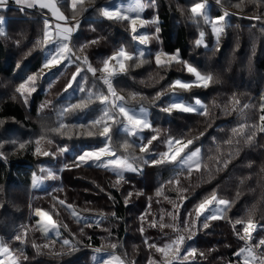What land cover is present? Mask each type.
Instances as JSON below:
<instances>
[{"label":"trees","instance_id":"16d2710c","mask_svg":"<svg viewBox=\"0 0 264 264\" xmlns=\"http://www.w3.org/2000/svg\"><path fill=\"white\" fill-rule=\"evenodd\" d=\"M98 1L101 2L102 0ZM189 1L190 0H178V6ZM231 1L237 2L236 0ZM99 4L100 3H98L97 5L99 6ZM189 5L192 6V2ZM66 7H68L67 4L63 5L61 10L69 18L68 22H70V24H73L74 21H71L69 16L71 10L68 11L69 13L63 10ZM83 7L85 8V6ZM90 9H87V11ZM90 11H93L95 13L93 15L96 17L97 21L94 23H91V21L90 23H80L79 29L73 35L72 46L74 44L75 47H78L79 49L81 45L86 43V33L84 31L85 26L90 25L91 27H93V24H96V27L93 28L98 33H100V24L106 25V28L109 29V27H107L108 20L102 19L98 16V9L96 10L97 14L93 9H91ZM2 13L6 18V36L0 37V120L5 121L6 126H9L7 129L5 128V131L7 133L10 132L11 134H18V136L15 138L16 140H14V145H10V147L5 146L4 149H2V152L0 151V190L4 192L6 201L8 199L10 204H12L11 209H13V206L18 202L16 200L14 192H16L17 190H22L24 193L23 195L25 197V201H22L21 204L25 203L32 210L41 209L44 211H52V206H50L51 204L56 207L65 209V207L59 204V201L63 200L67 205H72L81 213L86 211L87 214H90L91 212L95 211V215H98L99 213H106L108 208L111 207L112 203L114 213L112 216L106 215L108 223L114 226V229H111V243L109 241H105L102 235L96 233V230H98L100 226L91 227L90 225L93 223H90L89 221L77 223L75 220V222L79 226L85 228V234L82 235V239H80L78 242L82 249H84L82 250L84 252L78 251V253H74L76 251L67 250L65 251L66 253H64L63 255H59L56 258V262L74 253L72 254L73 259L76 256L80 257L77 260H73L76 264L79 262H85L86 264H88L87 261L90 255V253H88L87 251L88 248H112L111 245L115 244L117 245L116 248L118 249L119 254H121L127 261H136L137 264H139V256L144 257V253H146L147 256L149 255L146 247H143V251L137 248L140 245H146L145 240H151V236L146 233L149 229L144 228L145 231L143 235L139 230H136V225L139 226L141 222L140 217L144 216L145 219H147V215L149 214V205H151V202L149 200V193H153L155 194L154 196H156V191L161 188V184L167 183L170 179L180 173L179 168L177 169L176 167L171 165L170 171H158L156 169L151 171L150 168H154L157 166H146L143 163L136 161L138 167L143 166L142 172L125 174V179L119 183H123L124 186L122 187V189H125L127 186H132L135 187L136 192L138 193L135 194L137 196L134 202L129 201L126 204V199L124 200V198L120 194V191L117 188L115 189L110 186L111 183L119 185L116 182V175L103 168H98L92 165H82L80 167H75L74 157L79 153H76L74 150L66 147L69 150L65 155H60L63 166L60 171L61 173L58 172L56 174L57 180L48 181L47 188L42 192H39L38 190H32L31 177L36 170H39L40 168L51 169V167L57 166L56 161H53L55 160L53 159L55 155H49L50 159H47L46 156L36 154L35 149L37 147V139L44 136L51 137L52 135H60L58 133L52 132L51 129L58 126V121L60 119L59 113L61 109L67 105H70L69 102H72L74 100L78 102L81 93L73 89H70L67 93H64L65 86L71 79L72 73L76 70L74 65L69 66L67 69L63 68L65 69V71L70 69V72L68 71V75L63 72L57 75L50 85L47 83L52 79V76L56 74L58 68H55L51 71H46L45 69H43L42 64L45 51H42L39 46L34 47L36 40L41 38L42 36L44 23V19L42 18H44V15L38 16V9L22 10L13 1L7 4V9L3 10ZM247 14H249V12ZM143 15L145 16V12L143 13ZM173 15H175V13H171L169 10L165 8L162 9V7L159 6V10L156 13L154 19L150 20L147 16H145V18L148 21L157 19L159 21L158 26L160 28V31L159 33H155L156 37L159 40V51H163L168 54H172L178 51L180 54V58L182 60H186L188 58L189 51H191L192 49L191 42L193 40L195 42L197 39H199L201 32H204V34L209 33V27L211 26L209 24H205L203 19L199 18H197L199 19L198 24L191 18H185V21H183L182 19H178L179 15L177 13L176 22H180L182 23V25L174 28L172 27ZM219 15H222L220 10L217 7H213L211 5L208 11L209 18L215 19ZM239 21V17L233 15L229 16V27L225 29V32H228V29H232L234 31L239 30L240 26L243 27L245 31L249 30L250 28H254L252 26H248L245 23H242L240 25ZM118 24L120 23H113V25H115L117 28ZM152 24L156 25L155 23ZM262 29H264V24L260 25V32H262L260 38L257 39L256 37H253L259 46H264V30ZM129 32L131 31L127 29L126 33L128 34ZM148 36L150 38V34ZM126 40L128 42L127 37H125L124 40L117 37L115 39V48L109 49L108 51L104 52L102 56H106L105 58H107L109 56H112L120 47L124 46L127 48L128 45H126ZM156 50H152V54H154ZM259 53L260 51L255 55L254 63L259 62L257 65V70L263 72L264 54L262 56H259ZM150 57L151 56L148 55L147 52L144 59L146 61L150 60V62H153V59ZM95 59L98 60V56L95 57ZM228 65L229 63L227 62L226 58L220 63V66L222 67V74L224 69ZM149 70L150 72L157 73L158 79H163L164 84L162 82L159 84H166L164 91L159 92V88H156V92H153L151 96L155 97L157 93L166 94V91L168 90V92H170L171 89L169 85L174 81L175 78L178 77V75H176V72L164 71V69L157 68L156 64H153ZM40 71H44V74L47 73L42 81V87H44V85H46V87L40 89L37 94L29 96L28 102L25 103L24 96H21V94L18 93L16 89L21 83L24 82V79H22V77L25 72L28 75H33ZM235 73L236 71L234 70L233 76L234 79H237ZM60 76L62 77L60 78ZM88 79L90 81L88 86L90 87L92 81L89 77ZM240 83L241 81L239 83L237 82V85L234 86H232L229 82L227 85L226 83H224V88L230 85L232 87V91L242 93L244 90V84L240 85ZM60 85H63L61 89ZM247 92H250V89H247ZM210 94L211 92H205L202 93V95H197V98L204 100L205 103L208 104V96ZM248 94L251 97L250 100H252L250 103L251 108L249 107V110L244 112V117L240 114L239 111H231V106L229 107V111L226 113L224 111L225 107H221L218 100L216 101L217 105L213 106L216 111H212L209 109V117L199 116L196 114H181L175 112L172 113V115H169L168 113L164 112L165 116L161 124H159V121L156 118L152 120L153 129L160 130L159 136L164 131L166 136L163 139L171 136L170 132H174L175 134L177 133L178 128H181L178 126L179 120V122H183L190 128V131L187 130V133L184 134H194L193 136H195L196 138L199 136V138H201L204 135H207V137L211 141L216 140V143L213 146L208 144L202 145L199 143L195 145V147H199L201 149L203 163L207 166V169L202 168L201 172H193L190 179H185V177L187 176L186 171L181 173L179 176L181 186L188 189L187 192L183 193V195L187 197V200L180 209L182 219H188V213L190 212H192L194 216V206L200 203L204 198L210 196L211 193L218 188V186L224 179L226 169L233 168L234 170H236V174L241 178L232 196V199L230 200L233 201L232 207L224 214V218L216 221H209L210 226L207 229H193L195 235L190 240L186 239L185 249L195 248L197 250L195 260L192 261L191 264H238V258L234 255V253H236L239 248L243 247V240L240 239V236H243V226L244 223H247L249 219V211L253 209V206H255V210L254 212H252V221L256 225H259V229L263 230L261 232H264V171H262V169H264V133H258L255 138V142L251 145L245 144L243 139H241L238 144L234 142L232 147H229L224 143V141L232 136L231 130L235 127H238L239 124H259V115L261 114L260 105L263 101L262 97H264V87L258 92L251 91V93ZM46 97L52 98V102H55L52 108V114L55 117V121L48 129H44L45 131H47V133L43 134V136L39 133L38 128L40 126L39 117H42L44 112V108L41 109V105H48L52 103L49 102L50 100L46 99ZM76 113H68L64 117V122L67 124H86L100 114L98 110L97 113L92 115L91 118H83L82 115L79 116V111H77ZM21 127L25 128V130L28 132L26 138H24L22 134H19L22 130ZM201 133H204V135L201 136ZM156 134L157 132L154 130H146L143 132L142 137L150 138L152 135ZM95 135L96 136L91 137L81 135L82 137H79L78 140H80V142L82 143L81 148L84 147L83 150L96 148L103 143V140L99 136V133L97 132ZM184 136L186 137V135ZM125 138L126 137L124 136V134L120 133L119 131L115 132L113 135V143L117 147L118 153L120 155H126L129 157H139L141 155H144L140 152L138 146L135 148H130L127 152H125L123 149H120L119 145ZM9 139L10 138L6 137V134H2L0 136V143H9ZM90 139L98 141L96 142V144L92 145L89 144ZM128 139L132 140V138ZM183 139L187 141L185 138ZM141 142L142 141L140 139L135 140V143L137 145H139ZM143 142L146 143V140H143ZM20 144H23L24 147L21 148ZM65 144L66 143H61L59 145V148L65 147ZM53 146L56 149L54 144ZM41 147L42 150L50 152L47 147H44L42 145ZM150 147L153 153L165 150L163 144L161 143V139L154 141L153 145ZM235 148L239 149L238 154H234L227 167H224L223 160L227 159L228 153L233 151ZM217 149L220 150L217 151ZM56 151L58 152V154H60L58 150ZM3 152H8V156ZM146 158L150 159L151 157L146 156ZM217 159L221 160L220 164L216 163ZM59 162L60 159H58V163ZM65 165H68V168H65ZM72 172H76V176L71 175ZM90 172H92L91 174L94 175H91ZM170 173H174L173 177L169 176ZM82 174L85 180H83V182L78 180L75 181L76 178L79 179ZM158 175L159 183H155L154 181L149 180L150 176ZM171 187V190H169L168 188L167 190H165V193L162 197L166 196L169 199L173 200L178 199V195L175 191L174 185H171ZM8 189H10L11 191L7 197ZM86 190L95 193V196L99 192L106 196L105 199L107 207L88 208L84 199V195L87 192ZM28 198H32L34 202H30ZM42 198H49L51 204L49 202L41 204L40 201ZM32 203L35 204V206L31 207ZM6 206L4 204H0L1 215H5V211L7 210ZM47 207H50V209ZM162 211L171 212L173 210H171V207L169 205L162 208L157 206L155 214L159 216L161 215ZM238 219L242 220L244 223L236 225L235 221ZM165 220L167 222H171L170 218H168L167 216L165 217ZM33 221L34 220H32V222ZM234 225L235 230L233 227ZM18 226L20 225L16 222L13 223V226H10V228L12 229L11 235L13 237V241L17 240L16 233L20 229L18 228ZM28 226L29 228L26 229V233H30V235L26 234L23 238V241L26 243L25 247H23V257L26 256L28 258L29 256H32L33 259H38L43 262L51 261L43 257H46L45 254L53 256L52 253L56 252V250L48 248L49 251L44 252L40 247V250L38 252L37 249L33 247V244L42 246L40 244H44V242L42 243L41 240L40 243H38L37 241L40 239L37 237V235H35V233L31 232L30 225ZM22 230L23 229L21 228V231ZM134 231L139 236V240L137 242L130 240ZM237 232H239V236L237 235ZM261 232L258 231L259 234ZM61 234L62 236L65 235L62 230ZM168 234L169 233L165 234L166 240L162 244L169 242V238L175 239L173 238L175 233H173L172 236H168ZM180 234L185 235L186 237L189 235L188 232H182ZM7 235V232L0 226V237L7 239ZM69 236L72 237V235ZM174 237H176V235ZM216 237H219L220 239L216 240ZM256 238L257 236H255L253 242L258 241L260 238H264V234L257 239ZM52 241L56 240L51 239L50 242ZM218 243H221V245ZM55 244L59 246V244ZM156 244L159 245L158 243ZM131 247L134 249H132ZM200 253H203L204 255L201 256ZM159 259L160 257L155 260ZM141 264H149V262L144 258ZM181 264H189V261L183 262Z\"/></svg>","mask_w":264,"mask_h":264},{"label":"snow or ice","instance_id":"6c2138e0","mask_svg":"<svg viewBox=\"0 0 264 264\" xmlns=\"http://www.w3.org/2000/svg\"><path fill=\"white\" fill-rule=\"evenodd\" d=\"M17 4H24L28 8L38 7L42 10L46 9L52 16L53 23L49 19H45L43 23V30L41 38L37 39L34 47L39 46L42 51L46 52L44 63L42 64L43 69H54L59 66H64L65 68L76 65L75 72L72 73L71 79L68 81L64 88V93H67L70 89L78 91L81 93L77 103L67 105L63 107L59 113L58 126L51 129L52 132L58 133L60 135H86L94 136L97 132L102 138L103 143L93 149L83 150L81 153L74 157V166L80 167L82 165L92 164L95 167H103L107 171L113 172L117 177V184L125 179V172L140 173L142 169L136 164V161L143 163L146 166H164L173 165L180 169V173L168 181L169 184L174 185L175 191L177 192L179 203L169 200L172 203L173 211L164 212L160 215L159 220L152 219L150 226L153 228L158 227L161 229L163 234V229H171L172 232L177 233L175 239L169 238V242L162 245H157L155 243H149L145 240V244L149 249H154L156 253L160 254V259L155 260L153 257L149 258V264H181L182 261H189V257L194 258L197 254L195 248H184L186 239L190 240L195 235L193 229L199 230L200 228L207 229L209 221H216L224 218V214L229 211L232 207L233 201L228 199L220 198L215 191L211 193L210 196L204 198L200 203L194 206V216L193 213H188V219H182L180 209L187 200V197L183 195L188 189L183 188L180 183L179 176L181 173H187L185 179H190L193 172H201V169H207V166L203 163L201 149L195 148L191 149L194 143V139H188L185 141L183 138H175L168 136L167 138L161 140L165 150L157 153H153L150 146L153 145L154 141L160 139L159 130L153 129L152 123L148 119V110L141 107L139 111H134L126 106L124 102V97L117 95L116 88L114 86V80L117 74H127L129 71L128 61H135L136 66H142L147 61L144 59L145 52L140 51L133 55L132 53L125 50V48H119L112 56L105 58L102 61V67L100 69L94 68L89 62L87 55L81 60L79 57L73 59L76 49L72 46V39L74 33L80 27V21L76 19L81 13L86 12L87 9L83 7L86 0H16ZM221 0H216L217 4H220ZM257 4H264V0H256ZM7 0H0V8L5 7ZM67 4L71 9L72 19H76L75 24L68 23V17L61 10L62 6ZM148 4L145 0H130L126 7H100L98 9L100 15L109 21L121 22L127 21L132 33L131 39L138 41L141 45H146L149 40L148 34H141L138 30L143 28L145 23H155L157 25L155 31L159 33L160 28L158 26L159 21H145L141 18L140 13L147 7ZM239 7V5H237ZM192 19L197 24L199 19H203L205 24L211 26L212 34L215 36L217 44H219L222 34L225 29L229 27L226 17L230 14L225 11L222 15H219L215 19H211L208 16L207 8L205 3H195L191 9ZM135 15H132V14ZM199 18V19H197ZM250 19H255L261 21V15H256ZM3 20H0V37H5L6 32L3 26ZM264 30V29H262ZM97 40H91L80 46V51L88 47L89 44H96ZM197 47L204 45V32L200 33V38L195 41ZM218 50V49H217ZM79 61V63H77ZM110 61H115L116 66L110 65ZM155 63L157 68L170 67L172 64H183L184 69L191 74L195 79L192 81H183L181 79L174 80L169 87L173 90L179 89L184 92L190 91L192 88H204L207 89L211 84L218 82L212 73H202L196 67L183 61L179 52L176 54H168L163 51L155 53ZM86 72L91 73L94 80L91 82L89 87V79L85 74ZM102 73V75L97 76V72ZM37 79H43V77H37L36 75H31L23 83L19 85L16 89L21 96H24L25 103L28 102V97L32 93L37 91L36 82ZM96 81L102 83L106 91H103L97 87ZM25 93L27 95H25ZM161 93H157L154 99L159 100ZM173 96L178 94L173 91ZM133 99H135V94H133ZM264 100V97H262ZM99 104L100 114L94 119L90 120L86 124H67L64 122V117L68 113H76L77 111H84L88 109L92 104ZM231 111H239L243 116L244 110L248 109L250 105L244 104L241 107V102L238 98L232 97L230 100ZM47 105H41V109ZM155 106V105H154ZM161 112L168 113H191L199 116L209 117V108L201 102L199 98H196L195 103H187L182 98L175 100H170L165 106L160 107ZM224 111L227 113L229 111V106L225 105ZM260 115L259 124H247L241 123L238 127L233 128L232 136H230L224 143L229 147H232L234 142L238 144L241 139L247 145H251L255 142V138L258 133H264V103L260 105ZM83 131H79V130ZM148 130H154L157 132L156 135H152L150 138L142 137L143 132ZM119 131L126 137L123 142L119 145L120 149L127 152L130 148L139 147L142 154L139 157H129L119 155L117 147L113 143V135L115 132ZM201 136L204 133L200 134ZM128 138H132L129 140ZM199 137H197L198 139ZM45 139L41 137L36 141L37 147L35 149L36 154H41L43 156L54 155L48 151L42 150L41 140ZM136 139H140L142 142L137 145L135 143ZM146 140V143L143 142ZM48 140V143H51ZM21 148L24 147L23 144L20 145ZM220 149H217L219 151ZM68 151L67 148H59L60 154H64ZM239 149L235 148L233 151L228 153L227 159L223 160V166L227 167L228 163L232 159L234 154H238ZM146 156H150L148 159ZM211 159V158H210ZM217 164L221 163L220 159H217ZM68 168V165L64 166ZM219 170V169H218ZM42 172H47L46 177H39L35 174L33 175V187H38L44 179H56V175L50 169L41 168ZM264 171V169H262ZM132 194L129 193V197ZM164 195L163 187L156 191V196L161 197ZM239 195V194H238ZM169 199L168 197H164ZM125 203L127 204V198ZM59 204L70 210V215L73 216L77 221L81 218L74 211L72 205H67L65 201L60 200ZM151 205H149V208ZM255 206L249 211V219L247 223L242 220H236L235 224L239 225L244 223L243 226V236L240 239L245 241L243 247L234 253L238 258V264H264V238H260L258 241L253 243L254 237L253 233L257 231V225L252 221V212H254ZM36 215L40 217L38 222V227L45 235V238H49L51 234H54L57 238L60 235L59 226L52 219L49 213L42 210H37ZM165 216L170 218L171 222L165 220ZM141 222H145V217H140ZM98 224L100 221L97 222ZM235 230V225L233 226ZM145 229L140 228V232L143 235ZM188 232L189 235L186 237L180 233ZM239 236V232H237ZM16 239L21 240L20 236ZM23 242V241H21ZM60 242L62 246H70V241L64 239L59 241H52V243ZM33 247L39 252V245L33 244ZM43 248H50L49 243H45ZM112 249L115 250L117 245L112 244ZM259 250V251H257ZM97 253L100 249H95ZM53 255H60V253L53 252ZM20 255H23V250H20ZM203 256V253H200ZM27 260V257H24ZM0 264H21L19 256L14 254L10 247L3 241L0 240ZM101 264H127L126 259L117 256L115 252L110 254L107 259L101 261ZM135 264V262H133ZM189 264L191 262L189 261Z\"/></svg>","mask_w":264,"mask_h":264},{"label":"rangeland","instance_id":"374dc122","mask_svg":"<svg viewBox=\"0 0 264 264\" xmlns=\"http://www.w3.org/2000/svg\"><path fill=\"white\" fill-rule=\"evenodd\" d=\"M13 1L20 9L24 10V9H28V10H34V9H38L39 13L38 16L44 15V18L42 19H49L50 21H52L53 23H55V21H53L51 14L46 10H42L38 7H34V8H28L26 6H24V4H17L16 0H7V4L9 2ZM237 2L231 1V0H221L220 4L216 3V0H190L187 3H184L182 5L178 6V0H145V2L148 4L147 7L144 8V10L140 13L141 18L146 20L145 16L149 17V19H154L156 16V13L159 10V6L167 10H169L171 13H175V15H173V20H172V27L177 28V26H181L182 23H177L176 22V14L178 13V19H182L183 21H185V18H191L192 19V13L190 11L191 7L195 4V3H205L206 4V8H207V13L210 9V6L212 5L213 7H217L221 14H223L225 11H227L231 16H237L239 17L240 21L239 24L241 25L242 23L247 24L248 26H252L254 28H250L249 30H244L243 27L240 26L239 30H232V29H228V32H225L224 35L222 34L219 44H217L216 38L215 36L212 34L211 31V27H209V33L204 34V44L207 45V48L204 47V45H201L199 47L196 46L194 40L191 42L192 44V49L191 51H189V55L188 58L186 60H183L189 64H191L192 66L196 67L199 71H201L202 73H212L214 75V77L216 78V80L218 82L213 83L210 85L209 88L204 89V88H192L190 91L188 92H184L182 90L179 89H171L170 92L166 91V94H162L160 95L159 100L154 99V97H152L151 95L153 94V92H156V88H159V92L164 91L165 89V85L159 84V83H163V79L157 78V73H153L150 72V68L153 64L155 63V53L160 52L158 49V43L159 40L156 37V25H153L152 23H145L143 28H139L138 26V30L141 34H150V38L148 40V43L146 45H141L139 44L138 41H134L131 39L132 33L129 32L128 34L126 33L127 29L130 30L129 24L127 21H121L119 22L120 24H118V28L113 25V23L115 24V21H109L108 20V25L106 28V25L100 24L99 25V30L100 33H98L96 30H94L93 27H96V24H93L94 26L91 27L90 25L85 26V40L87 42V40L91 41V40H97L98 42L96 44H89L88 47L84 48L83 51H80L78 47H75V45L73 44V47L76 49L75 54L73 56V59H75L76 57H79L81 60L84 58L85 55L88 56L89 58V62L91 63V65L96 68L97 70L100 69L103 65H102V61L104 60V58L102 55L104 54V52L108 51L109 49H114L115 48V44L116 41L115 39L117 37H119V39H125V37H127L128 42L126 40V47L122 46L123 48H125L126 51L132 53L133 55H135L136 53L143 51L145 52V56L148 52V55H150L153 59V62L147 61L145 64H143L142 66H136V62L135 61H128L127 64L130 66L129 67V71L127 72V74H117L115 80H114V86L116 88L117 91V95L124 97V102H126V106L130 109H133L134 111H139V109L141 107H144L148 110V119L149 121L152 123V120L154 118L158 119L159 124L162 123V120L164 119L165 113L164 112H160V107L165 106L170 100H175L178 98H182L184 99L185 102L187 103H195V100L197 98V95H202V93L205 92H211V94L208 96V104L205 103L204 100H201V102L203 104H205L210 110L212 111H216V109L213 107L216 104V101L219 100V104L221 107H225V105H228L229 107L230 105V100L232 97H236L239 99V101L241 102V107L244 104H248L250 105L251 101L250 100V95L248 93H251V91L255 92V91H260L263 87H264V71L261 72L260 70H257V65L259 62H255L254 63V58L255 55L257 54V52L260 51V53L258 54L259 56H262L264 54V46H259L256 42V40L253 37H256L257 39L260 38V35L262 34V32H260V25L264 24V4H257L256 0H236ZM130 2V0H102L101 2L98 0H86V3L83 5L85 6L86 9H93L96 14H97V9H99L100 7H110V8H117V7H126L127 4ZM192 2V6H190L189 4ZM233 2V3H232ZM98 3L99 6L97 5ZM158 3V4H157ZM237 5H239V7H237ZM98 6V7H97ZM189 6V7H188ZM7 9V5L6 7L0 8V20H3V26L5 28V16L2 13L3 10ZM90 9V10H91ZM64 11H70L71 9L69 7H66L63 9ZM86 11L81 13L79 16L76 17V19H78L80 21V23H84V22H89L91 21V23L96 22V17L93 15L95 14L93 11ZM145 12V16L143 15V13ZM249 12V14L247 13ZM44 13V14H43ZM69 13V12H68ZM147 14V15H146ZM132 15H135L134 13ZM256 15H261L262 20L261 21H257L255 19H250L251 17H254ZM70 16V20L74 21L73 24L76 23V19H72V12L69 13ZM98 16L102 19L103 18L99 11H98ZM229 16L226 17L227 22L229 21ZM151 17V18H150ZM106 20V19H105ZM70 24V22H68ZM152 24V25H151ZM71 25V24H70ZM98 27V26H97ZM235 29V28H234ZM75 34V33H74ZM260 40V39H259ZM121 48V47H120ZM152 49L153 51H155L154 54H152ZM218 49V50H217ZM117 51V50H116ZM176 52L172 53V54H176ZM46 56V52H44V59ZM98 56V60L95 59V57ZM180 56V54H179ZM227 59V62L229 63L228 66H226V68L223 71L222 74V67L220 66V63L222 61H224V59ZM44 63V60H43ZM77 63H79V61H77ZM110 65L112 66H116V62L115 61H110ZM74 67L76 68V65L74 64ZM19 68V67H18ZM17 68V69H18ZM64 66H59L58 70L56 71V74H54L52 76V79L47 82L49 85L51 84V82L56 78L57 75L65 72L66 75H68V73L70 72L68 70L65 71ZM55 69V68H54ZM164 69V71L167 72H176V75H178L176 79H181L183 81H192L195 78L193 76H191V74H189L186 69H184L183 64H172L170 67H166V68H161ZM46 71H51L53 69H45ZM149 70V71H148ZM236 71L235 76L237 77V79H234L233 76V71ZM69 71V72H68ZM163 71V70H162ZM44 71H40L36 74L37 77H45L46 74H44ZM85 74L90 78L91 81L94 80V78L92 77L91 73H87L86 72V66H85ZM32 75V74H31ZM31 75L26 74V72L24 73L22 79L27 80V78ZM102 75V73H100L99 71L97 72V76ZM62 76H60L61 78ZM144 80H143V79ZM232 79V80H229ZM234 79V80H233ZM42 81L43 79H37L36 82V87H37V91L32 93V95L37 94V92L40 89H43L44 87H46V85H44V87H42ZM223 81V83H222ZM240 83V85L244 84V90L242 93H237L235 91L231 90V86L228 85L224 88V83H226V85L228 84V82L234 86L237 85V82ZM90 82V81H89ZM96 83L98 84L97 87L103 91H106L105 86L100 83L99 81H96ZM236 83V84H235ZM164 84V83H163ZM216 84V85H215ZM63 87V85H60V89ZM118 88V90H117ZM247 89H250V92H247ZM173 91H175L178 95L177 96H173L172 93ZM133 94H135V99H133ZM26 95V93H25ZM257 95V94H256ZM46 99H49V102H52V98L50 97H46ZM77 103L75 100L72 102H69V104H74ZM262 103H264V100L262 101ZM55 102H52L50 104H48L46 107H44V112L42 117H39V123L40 126L39 128V133L40 134H46L47 131H45L44 129H48L52 123H54L55 121V117L52 114V108L54 106ZM155 105V106H154ZM99 104L94 103L92 104L88 109L84 110V111H79L80 115H82L83 118H91L92 115H94L95 113H97V111L99 110ZM251 108V107H250ZM249 110L245 109V111ZM79 114V113H76ZM181 114H191V113H181ZM244 117V116H243ZM37 123H38V119H37ZM49 123V124H48ZM178 126L181 128H178L177 133L175 134L174 132H170L172 137L175 138H185L186 140L188 139H194V143L191 146V149L194 150L195 148H199V147H195V145L197 143L199 144H208V145H215L216 140H210L207 135H204L201 138H196L195 136H193L194 134H184L187 133V130L190 131L189 126H186L183 122H179L178 120ZM9 126H6L5 121L0 120V136L2 134H6V137L10 138V142L9 143H0V151L2 152V149H4L5 146L10 147V145H14L13 143H15L14 140H16L15 138L18 136V134H11L10 132L7 133L5 130L8 128ZM6 128V129H5ZM21 132L19 134H22L24 136V138H26L27 136V131L25 130V128L21 127ZM148 130V129H146ZM145 130V131H146ZM79 131H83L82 129ZM160 131V130H159ZM186 135V137L184 136ZM44 136V135H43ZM96 136V135H94ZM165 133L164 131L160 134V139L162 140L165 137ZM5 137V136H4ZM79 137H82L81 135H52L51 137L49 136H44L45 139L41 140V145L44 147H47L50 151V153H54L55 157L53 159L54 162L56 161V165L55 167H51L50 170H52L54 172V174L56 175L58 172L61 173V169L63 166V163L61 162V158L60 155H65L66 153H68V151L64 154H58V152L56 150L59 151V145L61 143H66L65 144V148L69 147L71 150H74L76 153H80L82 152L83 148H81L82 143L80 142ZM91 137V136H90ZM200 137V136H199ZM41 137H39L37 140H39ZM75 139V140H73ZM48 140H51V143H48ZM68 141V142H67ZM98 140H94V139H90L89 144H96ZM53 144L55 145L56 149L54 148ZM21 145V144H20ZM93 147V146H92ZM69 150V149H68ZM4 153V152H3ZM5 155L8 156V152L4 153ZM120 155V154H119ZM47 159H50L49 156H46ZM58 159H60V162L58 163ZM44 161V160H43ZM43 163V162H41ZM46 163V162H45ZM48 165V164H45ZM92 165V164H89ZM94 166V165H92ZM60 167V168H58ZM176 167V166H174ZM103 168V167H100ZM139 168L143 169V166H140ZM178 169V167H176ZM46 169V168H44ZM105 169V168H103ZM164 170V171H170L171 169V165H164V166H157V167H152L150 168V170ZM106 170V169H105ZM180 170V169H179ZM225 176L224 179L222 180L221 184L218 186V188L215 190V192L217 193V195L220 198L223 199H228L231 200L232 196L237 188V185L239 184L241 178L236 174V170H234L233 168H228L225 170ZM110 172V171H109ZM82 173V172H81ZM92 172H90L91 174ZM112 174H114L113 172H111ZM128 173H134V172H125V174ZM39 176V177H46L47 176V172H42L41 168L39 170H36L31 177V188L32 190H38L39 192H42L43 190H45L47 188V184L48 181H56V179H44L43 182L38 186V187H33V175ZM76 172H72L71 175L76 176ZM88 174V175H90ZM94 175V174H91ZM115 175V174H114ZM174 173H170L169 176L173 177ZM57 177V176H56ZM81 181L83 182L84 176L82 174L81 177L76 178L75 181ZM150 181H154L155 183H159V175L158 176H150L149 177ZM74 181V180H73ZM85 186V185H84ZM110 186L112 188H117L120 191L121 196L124 198V200L127 198V202L135 201V198L137 195H135L136 189L135 187L132 186H127L125 189H122V187L124 186L123 183L119 184V185H115V184H110ZM161 187H163V191L165 193V190H167V188L169 190L172 189L171 184L164 183L161 184ZM10 189H8L7 191V197L8 194H10ZM87 191V190H86ZM81 193V191H80ZM129 193H131L132 195L129 197ZM0 204H4L7 208V210L5 211V215L4 214H0V226L3 228V230H5L7 232V239L6 238H2L0 237V240H3L9 247L10 249L14 252V254H16L17 256H19L21 264H76L73 260H77L80 257L76 256L74 259L72 257V254L74 253H78V251L80 252H84L82 250V247L78 244L79 240L82 239V235L85 234L84 230L85 228H82L81 226H79L77 223L79 222H87L89 221L91 224L90 226H100L98 228V230H96V233L99 235H102L105 241H109L111 243V238H112V232L111 229H114V226L110 225L108 223V219L106 218L107 216H112L114 213V210L112 208V203H111V207L108 208V210L106 211V213L104 214H98L95 215L94 212H91L90 214H87V212H83L81 213L80 211H78L76 208L73 207L74 211L78 214V216L81 218L79 221H77L73 216L70 215V210L67 209L65 207V209H62L60 207H56L54 205L51 204L50 199H46V198H42L40 203L44 204L49 202L52 206V211H44L49 213V215H51L52 219L54 220V222L57 223V225L59 226V231H60V235L57 238L54 234H51L49 236V238H45L44 233L42 232V230H40V228L38 227V222L40 221V217L36 215V211L37 210H41V209H37V210H32L29 206H27L25 203L21 204L22 201H25V197H24V193L22 190H17L16 192H14V195L16 197V200L18 201L13 207V209H11L12 204H10V202L6 201V197L3 191L0 190ZM138 194V193H137ZM150 194V202H151V207L149 208V214L147 215V219H145V222L142 223L140 222V225H136V230L140 231V228H146L149 229L146 233L149 234L151 236V240H149V243H158L159 245H161L163 242H165V234L169 233L168 236H172V234L174 232H170L171 230H168L167 228L163 229V234L161 229L160 230H156L159 229L158 227L153 228L150 226V222L152 219H157L159 220L160 215L158 216L157 214H155V210L156 207H166L167 205H169L171 207V210H173V206L172 203L169 202V200L174 201L176 203H179L178 199H164V197H157L154 196L155 194L153 193H149ZM106 196H104L102 193H98L95 196V193L91 192V191H87L86 194L84 195V199L86 201V204L88 206V208H101V207H107L106 206ZM28 200L30 202H34V200L32 198H28ZM157 202V203H155ZM11 205V206H10ZM35 206V204L32 203L33 207ZM50 209V207H47ZM164 213L163 211L161 212V214ZM166 217V216H165ZM32 220H34L32 222ZM76 220V222H75ZM100 221V223L98 224L97 222ZM141 221V220H140ZM16 222L17 224H19L20 226H18V228H20L17 231V235L16 236H20L21 240H14L13 241V237H12V232H11V228L10 226H13V223ZM30 225L31 227V232L35 233V235H37V237L40 239L37 242L40 243V241L42 240V243H49L50 244V248L52 250H56V253H60V255H63L64 253H66L65 251H76L72 254H70L69 256H66V258H62L60 260H58L56 262V258L59 255H46V257H43L47 260H51L49 262L45 261H41L38 259H33L32 256H29L27 258V260H24V253L23 255H20V250H23V247H25V242L23 241L24 236L27 234L26 229L29 228L28 225ZM21 228L23 229L21 231ZM61 230L64 232V236H62L61 234ZM263 231L259 229V225H257V231L253 233V237L255 238V236L260 237L264 234V232H261L260 234L258 233ZM25 233V234H24ZM30 235V233H28ZM27 234V235H28ZM69 235H72V237H70ZM175 235H177V233H175ZM174 235V236H175ZM173 238H176L174 237ZM256 238V239H257ZM59 240L62 241L64 239H67L70 241V246H62V244L60 242H56L57 244H59V246H57L55 243L53 244L52 242H50V240ZM157 239V240H156ZM220 239L219 237H216V240ZM131 241H135L137 242L139 240V236L138 234L134 231V233H132V236L130 238ZM23 241V242H21ZM256 241H254L253 243H255ZM24 243V244H23ZM44 244H40V245H44ZM217 244V243H216ZM221 245V243H218ZM243 246L245 244V241L243 240L242 242ZM41 246V249H43L44 252L49 251L48 248H43ZM143 247H146L147 251H148V256L146 253H144V257L139 256L138 260L140 261L139 264H141L142 260L145 258V260H148L149 262V258L153 257L154 259H158L160 257L159 253L154 252V249H149L147 245H140L137 248L141 251H143ZM80 248V250H79ZM132 248V247H131ZM184 248H185V244H184ZM78 249V250H77ZM100 252L97 253L95 251L94 248H88V253H90L89 257H88V264H101V261L104 259H107L108 256L110 254H112L113 252H115V254L117 256H120L122 258H124L121 254H119L118 249L116 248L115 250H113L112 248L106 247V248H99ZM134 249V248H132ZM259 251V250H257ZM118 252V253H117ZM32 258V259H31ZM125 259V258H124ZM195 260V257H189V261L192 262ZM127 261V260H126ZM136 262V261H134ZM183 262H187V261H182ZM77 264H86L85 262H79ZM127 264H133V262L127 261ZM137 264V262H136Z\"/></svg>","mask_w":264,"mask_h":264},{"label":"crops","instance_id":"0c3cea01","mask_svg":"<svg viewBox=\"0 0 264 264\" xmlns=\"http://www.w3.org/2000/svg\"><path fill=\"white\" fill-rule=\"evenodd\" d=\"M7 5V4H6ZM6 7V6H5Z\"/></svg>","mask_w":264,"mask_h":264}]
</instances>
